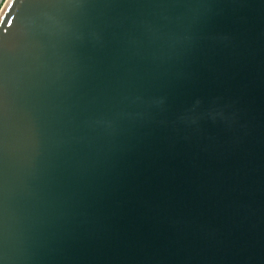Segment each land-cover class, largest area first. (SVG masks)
<instances>
[{
	"label": "water",
	"instance_id": "95a60500",
	"mask_svg": "<svg viewBox=\"0 0 264 264\" xmlns=\"http://www.w3.org/2000/svg\"><path fill=\"white\" fill-rule=\"evenodd\" d=\"M0 264H264V0H10Z\"/></svg>",
	"mask_w": 264,
	"mask_h": 264
},
{
	"label": "built area",
	"instance_id": "2783aa9c",
	"mask_svg": "<svg viewBox=\"0 0 264 264\" xmlns=\"http://www.w3.org/2000/svg\"><path fill=\"white\" fill-rule=\"evenodd\" d=\"M8 1L9 0H0V15H1V13H3L4 8H6Z\"/></svg>",
	"mask_w": 264,
	"mask_h": 264
},
{
	"label": "bare ground",
	"instance_id": "6f19581e",
	"mask_svg": "<svg viewBox=\"0 0 264 264\" xmlns=\"http://www.w3.org/2000/svg\"><path fill=\"white\" fill-rule=\"evenodd\" d=\"M9 1H10V0H9ZM9 1H8V3H9ZM8 3H7V5H8ZM7 5H6V7H7ZM4 10H5V8H4ZM3 12H4V11H3ZM2 14H3V13H1L0 17L2 16Z\"/></svg>",
	"mask_w": 264,
	"mask_h": 264
}]
</instances>
